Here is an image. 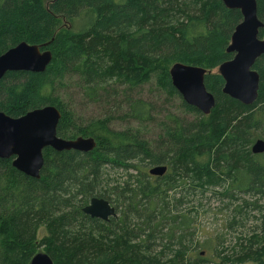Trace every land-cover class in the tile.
<instances>
[{"label":"trees","instance_id":"1","mask_svg":"<svg viewBox=\"0 0 264 264\" xmlns=\"http://www.w3.org/2000/svg\"><path fill=\"white\" fill-rule=\"evenodd\" d=\"M255 1L264 24V0ZM241 19L221 0H0V54L23 41L48 43L52 54L42 72L5 73L0 111L18 117L52 105L59 137L95 141L89 152L44 148L38 179L0 158V264H29L42 245L54 264H264V152L251 151L264 140V53L251 105L222 93L211 73L232 58L226 48ZM176 62L209 70L208 114L173 87ZM74 76L87 101L108 106L101 117L79 124L55 94ZM144 86L177 97L191 119L170 112L148 139L144 127L156 119ZM156 165L166 166L161 176L148 172ZM92 197L115 216L85 214ZM204 200L225 215L229 238L197 239Z\"/></svg>","mask_w":264,"mask_h":264},{"label":"water","instance_id":"2","mask_svg":"<svg viewBox=\"0 0 264 264\" xmlns=\"http://www.w3.org/2000/svg\"><path fill=\"white\" fill-rule=\"evenodd\" d=\"M223 4L241 13V21L235 25L226 51L232 58L222 62L217 73L223 79L222 93L245 105L256 101L259 75L253 69L256 59L264 53V37H259V29L264 24L257 17L255 0H221ZM48 43L30 44L20 42L0 54V79L9 71L42 72L52 58L51 51L45 49ZM171 83L182 100L208 114L215 105L213 94L204 85V76L209 70L204 67L176 62L169 68ZM59 110L52 105L35 108L25 114L12 117L0 111V158H11L12 166L32 178H39L43 164L42 151L76 150L89 152L95 147L92 137L78 136L73 139L59 137L56 133ZM253 153L264 152V140L256 139L251 145ZM164 165L149 168L151 175L161 176ZM83 212L91 217L107 220L115 216L114 207L105 199L92 197L83 207ZM29 264H54L44 251L36 252Z\"/></svg>","mask_w":264,"mask_h":264},{"label":"rangeland","instance_id":"3","mask_svg":"<svg viewBox=\"0 0 264 264\" xmlns=\"http://www.w3.org/2000/svg\"><path fill=\"white\" fill-rule=\"evenodd\" d=\"M263 38V37H261ZM217 70H211V73H216ZM64 82L57 86L55 94H58L63 102L66 104L67 110L72 113L77 123L81 124L85 120H89L95 117H101L105 111L107 112L108 106H104L98 102H89L80 92V87L76 85L78 82L77 77H69ZM145 97L151 96L149 100L153 104V111L155 113V121L146 124L144 127L145 134L148 139L153 140L159 132V123L166 120L168 113H173L177 116L191 119L192 115L184 113L182 108L179 106V99L174 97L173 99L164 100L163 94H158L155 87L144 86L143 88ZM115 128H123L124 124L115 120L112 124ZM83 137V136H82ZM198 211L197 218V231L196 237L198 240L208 236L219 235L224 238H229V234H225V228L222 226V217L225 215L218 212L216 203L213 201H203L200 208H195ZM247 226L251 224L247 223ZM46 234V230L41 227L36 235L37 242ZM224 234V235H223ZM234 242V239H233ZM235 243V242H234ZM44 246H38V251H44Z\"/></svg>","mask_w":264,"mask_h":264}]
</instances>
